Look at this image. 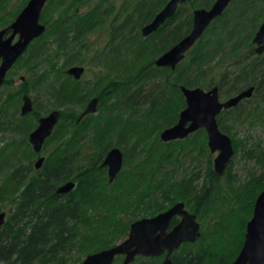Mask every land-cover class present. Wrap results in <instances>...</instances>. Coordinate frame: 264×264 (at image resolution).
<instances>
[{
  "label": "trees",
  "instance_id": "16d2710c",
  "mask_svg": "<svg viewBox=\"0 0 264 264\" xmlns=\"http://www.w3.org/2000/svg\"><path fill=\"white\" fill-rule=\"evenodd\" d=\"M28 1L17 0L8 10L11 0H0V29ZM167 1L121 0L119 6L116 0H49L45 5L42 20L61 16L48 23L44 35L19 62L25 61L31 70L51 45L56 46L54 55L65 57L63 65L54 64L55 73L47 70L34 77L35 85L59 104L82 103L92 95L101 96L102 104L97 114L79 123L73 120L66 129L59 127L47 164L38 172L33 168L36 153L26 142L32 120L17 116L19 98L14 93L6 99L3 112L8 117L1 128L19 132L21 138L0 148V171L10 167L0 197L3 194L11 204L0 228V264H78L89 253L127 236L135 219L178 201H185L203 224V219L208 221L199 239L183 243L173 253V264H230L240 251L246 221L257 193L264 189V172L241 186L232 174L233 159L222 175L214 170L205 129L172 141H163L160 133L177 121L186 106L183 84L218 85L222 97L256 85L254 113L247 110L245 117L253 115L264 123V53L257 55L252 42L258 19L264 18V0H233L176 69L156 65L157 56L189 33L195 8L209 7L214 0H187L158 30L145 36L143 26ZM110 15H114L111 37L94 50L95 43H87V37ZM120 15L126 16L117 24ZM243 49L254 59L247 58L221 75L225 60ZM92 51L90 62L102 66L105 73L82 86L65 68L83 63ZM113 53L116 57H109ZM216 75V82L205 85L208 76L213 80ZM252 98L220 113L223 130L230 134L232 126L243 121L245 104ZM78 113L71 108V118ZM233 135L235 155L245 141ZM113 146L124 151L125 164L110 182L103 161ZM251 151L264 163V148ZM184 161L196 169L185 168ZM69 180L76 187L58 193L57 187ZM163 258L140 256L130 264H159ZM122 259L118 256L114 264Z\"/></svg>",
  "mask_w": 264,
  "mask_h": 264
},
{
  "label": "water",
  "instance_id": "95a60500",
  "mask_svg": "<svg viewBox=\"0 0 264 264\" xmlns=\"http://www.w3.org/2000/svg\"><path fill=\"white\" fill-rule=\"evenodd\" d=\"M49 0H29L18 13L13 22L0 30V88L7 73L19 57L25 52L29 44L46 30V25L41 22V15ZM187 0H168L167 3L146 23L142 33L146 36L160 28L171 18L179 6ZM233 0H214L209 7H198L193 10L192 27L189 33L174 43L168 50L159 55L155 63L158 66H169L176 69L177 65L185 58L187 52L204 35L212 22L221 16ZM10 31L8 36L7 33ZM6 36V37H5ZM253 42L257 45L255 52L264 53V20L259 25ZM84 71L82 66H73L68 73L79 78ZM185 96L186 106L180 111L177 122L165 128L160 137L163 141L183 139L200 128H205L208 136V146L214 157V170L222 175L234 155L232 137L224 132L218 122V115L224 109L236 106L242 99L253 95L255 87L250 86L241 92L222 100L220 87L214 85L210 88L201 86H180ZM98 98H93L82 116L97 109ZM32 109V102L28 95L24 97L22 114ZM59 119V111H53L48 116L40 119V125L31 133L30 140L36 151L41 150L44 139L51 133ZM43 158L37 161L40 166ZM103 165L108 167L109 181L112 182L124 165V151L120 147L111 148ZM75 187L74 181L60 185L58 193H69ZM181 215L182 219L172 228L174 216ZM6 212H0V228L5 222ZM201 235L200 224L195 213L185 208V203L180 201L165 211L151 216L134 220L127 237L114 245L86 255L80 264H113L117 255H124L123 264L131 263L137 255L160 256L165 253V258L160 264H173L172 255L185 242H194ZM231 264H264V189L259 193L254 213L247 223L245 239L238 255Z\"/></svg>",
  "mask_w": 264,
  "mask_h": 264
},
{
  "label": "rangeland",
  "instance_id": "374dc122",
  "mask_svg": "<svg viewBox=\"0 0 264 264\" xmlns=\"http://www.w3.org/2000/svg\"><path fill=\"white\" fill-rule=\"evenodd\" d=\"M16 1L17 0H11L8 10L14 9L13 5L14 4L16 5L18 3V2L16 3ZM116 1H117V5L120 6L121 0H116ZM60 16L61 15H53L52 20H51V18H49V19L47 18L48 19L47 21H45V20H42V21L47 27L48 23L51 24L54 20H56L57 17H60ZM125 16L126 15H120L118 20H117V24L121 23L123 21V19L125 18ZM8 17H10V15L6 16V18H8ZM15 18L16 17H14V19ZM113 18H114V15H110V19L105 23L104 26H101L96 32H93V33L88 35L87 43H95V46L93 48L94 50L96 48L103 47V45L110 39L111 30H112L111 29L112 28L111 23L113 21ZM258 20H259V24H258V27H259L260 23L264 20V18H260ZM258 27L255 29L254 34L256 33ZM49 43H50V40H49ZM51 46L49 47V50H47L48 52L46 54L42 55L41 62L39 64H37L36 66H34L31 70H29V68L27 67V64H25L24 59H23V61H24L23 63L19 62L17 66L14 65L9 70V72L7 73L8 78H7L6 82L4 83L5 86L3 84V86L0 88V108L2 106V103L6 100V97L8 96V94L12 93L16 89H18L19 85L22 83L20 81V76L25 75L27 77V79H29L30 82H32L34 77H36L37 75H41V74L45 73L47 70L50 71V73H55L51 67L52 65L55 64V66L57 65V67H61L63 65V63L65 61V57L63 55L55 56L54 54L56 51V46H52V47ZM244 49L239 53L231 55L230 58L225 60L224 63H226L225 64L226 68H224L222 70L221 75L226 70L234 69L239 63H246L247 62V58H249V57L246 55V53H244L245 52ZM93 51L85 56L83 63H75V64L84 65L86 67V72L80 80L82 83H84V82L90 83L93 80V78H95L97 73L100 72V68L97 67V65H95L94 62H90V60L93 56ZM161 54H159V55H161ZM27 55H28V52L25 54L24 58H26ZM109 57H116V54L113 53ZM249 59L253 60L254 57H253V59L251 57ZM50 76L52 77L53 74L52 75L50 74ZM218 78H219V76L216 75L212 80V77L208 76V78L205 80V85L208 83H212L211 81L216 82L218 80ZM12 79L14 81L9 83V80L12 81ZM193 87H196V86H193ZM210 87L211 86L206 85V87H204V88L207 89ZM30 92H31V95L33 97H37V101L39 103L41 102L42 98L44 99V97L42 96V93H37L34 90H32ZM258 98L261 99V97H258ZM256 100H254V97H253L250 100L251 102L245 104L246 105L245 107H247V109H245V111H244V109L242 110V111H244L243 121L233 125L232 128L230 129L231 130L230 134L228 132H226L224 129V131L227 134H229L231 136H232V134H234L233 136H235L236 138L244 139V141H245L243 146L240 147V150L238 151V153L233 156V161L231 164L232 174L234 176H236L239 180H241V186L252 181L251 179L253 176L257 177L264 172V163H262L263 158L257 156L256 152L251 151L255 147H258L260 149L264 148V123L260 122L258 120V118H255L253 115L249 116V117H245L247 110H249V112L254 113V111L252 109L255 108V104L257 103ZM12 101H13V99H11V103H12ZM11 103L9 105L10 107H11ZM9 110L11 111V109H9ZM7 117H8V115H7V111H6L5 114L2 117H0V123H2V122L4 123L5 120L7 119ZM1 127L2 126L0 124V148L7 145L10 141H12V139H18L19 140L21 138V135L19 132L11 131V130H4ZM221 129H223V127ZM212 155H213L212 160H213V166H214V157L217 155V152L212 153ZM184 163H185L184 164L185 168L188 167L189 169H196V167H194L190 161H184ZM124 164H125V162H124ZM205 166H206V163H204L202 165L198 164V168H200V167L204 168ZM123 167H124V165H123ZM9 171H10V167H6L5 169H3L2 172L0 171V185L2 183H4V179H6V175L9 173ZM262 176H260V177H262ZM203 180H204V177L200 178V180H198V183L202 184ZM262 190H259V192L257 193V197ZM257 197H256V199H257ZM7 199L8 198H5L4 195L2 194V196L0 197V210L6 211V213L8 214V211L11 207V204ZM173 205H171V206H173ZM254 205H255V203H254ZM171 206H169V207H171ZM168 208L160 210L158 213H160L161 211H165ZM158 213H156V214H158ZM253 213H254V207L252 210V215L246 221L245 233H246L247 223L251 219V217L253 216ZM123 214L126 215V214H128V212H123ZM156 214H154V215H156ZM154 215H149V216L146 215L143 217H151ZM203 220H204V224L200 220L202 222L201 224H203V225H201V232L203 231L202 227L207 223L208 219H206V220L203 219ZM126 237L127 236L119 239L118 242L124 240ZM199 237L197 239H199ZM244 239H245V235H244ZM121 257L123 258V256H121ZM234 259H233V261H234Z\"/></svg>",
  "mask_w": 264,
  "mask_h": 264
},
{
  "label": "flooded vegetation",
  "instance_id": "af4514ba",
  "mask_svg": "<svg viewBox=\"0 0 264 264\" xmlns=\"http://www.w3.org/2000/svg\"><path fill=\"white\" fill-rule=\"evenodd\" d=\"M41 22L43 23V21H42V15H41ZM13 22V21H12ZM11 22V23H12ZM10 23V24H11ZM9 24V25H10ZM261 24V23H260ZM8 25V26H9ZM8 26H6V27H8ZM6 27H2L1 29H4V28H6ZM0 29V30H1ZM46 30H47V28H46ZM46 30H45V32H46ZM44 32V33H45ZM44 33L43 34H41L38 38H36V39H34L30 44H29V46L27 47V49L25 50V52L19 57V59L15 62V66H17L18 65V63H19V60L22 58V57H24L25 56V54L28 52V48L32 45V43H34V42H36L37 41V39H40L43 35H44ZM10 34V31L7 33V35L6 36H8ZM5 36V37H6ZM252 42H253V39H252ZM254 43V51H255V49H256V47H257V45L255 44V42H253ZM256 53V52H255ZM257 54V53H256ZM257 55H259V54H257ZM13 65V66H14ZM73 66H82V67H84V71H83V73H82V75L79 77V78H77L74 74H70V73H68L67 71H68V69L69 68H71V67H73ZM97 67H99V68H101L102 66H98L97 65ZM105 69L104 68H101L100 69V72H98V73H105V71H104ZM85 72H86V67L84 66V65H81V64H73V65H70V66H68L67 68H66V74L68 75V76H70L71 78H72V80L73 81H75L76 83H78L79 85H82V86H86V82H84V83H82L80 80H81V78L83 77V75L85 74ZM98 73H97V75H98ZM9 75V74H8ZM97 75L95 76V78L97 77ZM7 76H6V78H5V81H4V83L6 82V80H7ZM95 78H93V80L95 79ZM14 80L12 79V81L11 80H9V83H11V82H13ZM20 81L22 82L20 85H19V87H18V89H16L14 92H12V93H14V95L12 94V93H9L8 94V96L6 97V99L7 98H10L11 97V95H13L14 97L16 96V97H18L19 98V106H18V108H17V116H19L20 118H24V117H26V118H29V119H31L32 120V123L30 124L31 126L33 125V127H32V129L30 130V132L28 133V135H27V138H26V142H29V144H30V146L32 147V149H33V151L36 153V155H35V159H34V161H33V168L34 169H36V171H38V172H40V171H42L44 168H45V166H46V164H47V159H48V156H50V152L52 153V150L50 151V148L51 149H53V142L54 141H56V140H54L53 138L55 137V135H56V131L57 130H59V127H63V128H67L68 126H69V124H71V122L73 121V120H75L74 122H76V123H79L80 121H82V119H84L85 118V116H87V115H90V114H97L98 112H100V105L102 104V97L101 96H99V95H92L91 97H89V99L87 100V101H84V102H82V103H80V101L79 102H77V104H74V103H64V104H59V102H55L52 98L49 100L48 99V97H47V94H45V92H42L41 91V89L38 87V86H36L35 85V79L33 78V80H32V82H30V80L29 79H27V77L25 76V75H22V76H20ZM3 83V84H4ZM3 86V85H2ZM1 86V87H2ZM4 86H5V84H4ZM251 86H254L255 87V90H254V93H253V95L255 94V91H256V88H257V86L256 85H251ZM250 86H247V87H244L243 89H241L240 91H238V92H236V93H234V94H232V95H235V94H237V93H239V92H241L242 90H244V89H246V88H249ZM32 90H34L35 92H37V93H42V96L44 97V99L42 98V100H41V102L39 103L38 101H37V97H33L32 95H31V92L30 91H32ZM25 95H28L29 97H30V99H31V102H32V109L28 112V113H26V114H22V106L24 105V97H25ZM232 95H230V96H232ZM253 95L251 96V97H249V98H252L253 97ZM230 96H228V97H222L221 96V99L222 100H225V99H227V98H229ZM93 98H98V102H97V109H96V111H94V112H91V113H88V114H86V115H84L83 117H81L82 116V113H83V111L87 108V106H88V104H89V102L93 99ZM249 98H245V99H249ZM245 99H242L236 106H234V107H232V108H235V107H237L243 100H245ZM8 105V103H7V101L5 100L3 103H2V106H1V108H0V117H2L3 115H4V108H5V106H7ZM4 107V108H3ZM71 108L73 109V110H75V111H78L79 113H78V116L76 117V119L75 118H71V116H73V115H71ZM75 108V109H74ZM232 108H230V109H232ZM224 110H229V109H224ZM53 111H59V119H58V121L56 122V124L54 125V127H53V130L51 131V133L44 139V142H43V146H42V148H41V150H39V151H36L35 149H34V147H33V143L31 142V140H30V135H31V133L40 125V119L41 118H43V117H46V116H48L50 113H52ZM219 122V121H218ZM219 126H220V124H219ZM220 128H222L221 126H220ZM64 129V130H65ZM200 129H202V128H200ZM203 129H205V128H203ZM223 130V129H222ZM198 131V130H197ZM206 131V130H205ZM224 131V130H223ZM225 132V131H224ZM194 133V132H193ZM207 133V132H206ZM192 134V133H191ZM231 136V135H230ZM207 138H208V136H207ZM210 149V148H209ZM212 153V152H211ZM124 156H125V154H124ZM234 156V155H233ZM43 158V161L41 162V164H40V166L39 167H37V161L40 159V158ZM233 159V158H232ZM232 159H231V161H232ZM231 161H230V163H231ZM229 163V164H230ZM229 164H228V166H229ZM227 166V167H228ZM107 169H108V167H107ZM227 169V168H226ZM226 171V170H225ZM69 181H71V180H69ZM66 182H68V181H66ZM65 182V183H66ZM75 182V181H74ZM64 184V183H63ZM62 185V184H61ZM60 186V185H59ZM58 186V187H59ZM58 187H57V189H58ZM178 202H180V201H178ZM178 202H176V203H178ZM182 202H184L185 203V208L186 209H188V211L189 212H191V213H194V212H192L189 208H188V206H187V203L185 202V201H182ZM0 212H2V211H0ZM196 214V213H195ZM196 216H197V221L199 222V224H200V228H201V221H200V219L198 218V215L196 214ZM182 219V216L181 215H176V216H174L173 217V219H172V222H171V226H170V228H172L174 225H176L178 222H180V220ZM174 220H177V222H176V224H172L173 223V221ZM108 248V247H107ZM118 256H123V259H122V263L121 264H123V261H124V259H125V256L124 255H122V254H120V255H117L116 256V258L118 257ZM140 256H145V255H137L136 257H135V259L134 260H136L138 257H140ZM161 256H163V257H165V253L164 254H162V255H160V256H145V257H161ZM116 258H115V260H116ZM164 259V258H163ZM173 259V258H172ZM134 260L132 261V262H134ZM116 261H114V263H115ZM131 262V263H132ZM162 261H160V263H161ZM113 263V264H114ZM159 263V264H160ZM130 264V263H129Z\"/></svg>",
  "mask_w": 264,
  "mask_h": 264
},
{
  "label": "bare ground",
  "instance_id": "6f19581e",
  "mask_svg": "<svg viewBox=\"0 0 264 264\" xmlns=\"http://www.w3.org/2000/svg\"><path fill=\"white\" fill-rule=\"evenodd\" d=\"M113 147H115V146H113ZM113 147H112V148H113ZM117 147H118V146H117ZM110 149H111V148H110ZM110 149H109V150H110ZM75 187H76V182H75ZM5 212H6V211H5ZM6 215H7V213H6ZM5 220H6V219H5Z\"/></svg>",
  "mask_w": 264,
  "mask_h": 264
}]
</instances>
